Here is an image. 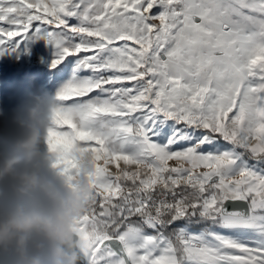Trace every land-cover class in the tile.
<instances>
[{
	"label": "snow or ice",
	"instance_id": "6c2138e0",
	"mask_svg": "<svg viewBox=\"0 0 264 264\" xmlns=\"http://www.w3.org/2000/svg\"><path fill=\"white\" fill-rule=\"evenodd\" d=\"M3 56L45 63L53 167L91 157L80 264H264V0H0Z\"/></svg>",
	"mask_w": 264,
	"mask_h": 264
},
{
	"label": "clouds",
	"instance_id": "9594fccd",
	"mask_svg": "<svg viewBox=\"0 0 264 264\" xmlns=\"http://www.w3.org/2000/svg\"><path fill=\"white\" fill-rule=\"evenodd\" d=\"M55 105L42 87L11 108L0 103V264H80L76 225L92 202L94 170L91 157L78 153L72 181L53 167Z\"/></svg>",
	"mask_w": 264,
	"mask_h": 264
},
{
	"label": "rangeland",
	"instance_id": "374dc122",
	"mask_svg": "<svg viewBox=\"0 0 264 264\" xmlns=\"http://www.w3.org/2000/svg\"><path fill=\"white\" fill-rule=\"evenodd\" d=\"M40 48H44L43 41L40 42ZM37 87L55 93V89L47 84L46 66L41 62V58L0 57V103L4 108L13 107Z\"/></svg>",
	"mask_w": 264,
	"mask_h": 264
},
{
	"label": "crops",
	"instance_id": "0c3cea01",
	"mask_svg": "<svg viewBox=\"0 0 264 264\" xmlns=\"http://www.w3.org/2000/svg\"><path fill=\"white\" fill-rule=\"evenodd\" d=\"M121 166H123V165L121 164Z\"/></svg>",
	"mask_w": 264,
	"mask_h": 264
}]
</instances>
